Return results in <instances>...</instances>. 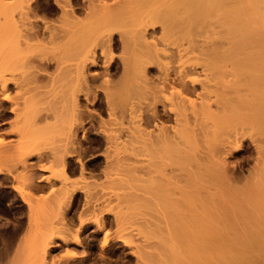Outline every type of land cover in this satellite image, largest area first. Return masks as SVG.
<instances>
[{
	"label": "bare ground",
	"instance_id": "bare-ground-1",
	"mask_svg": "<svg viewBox=\"0 0 264 264\" xmlns=\"http://www.w3.org/2000/svg\"><path fill=\"white\" fill-rule=\"evenodd\" d=\"M217 25L226 43H206ZM12 115L22 151L13 158L0 132V152L24 170H3L24 181L12 187L26 208L16 263L74 259L50 252L84 243L76 195L104 236L106 183L134 178L138 234L182 246L161 244L181 256L159 264H264V0H0V128ZM84 143L102 149L104 185ZM2 236L6 257L15 244Z\"/></svg>",
	"mask_w": 264,
	"mask_h": 264
},
{
	"label": "rangeland",
	"instance_id": "rangeland-1",
	"mask_svg": "<svg viewBox=\"0 0 264 264\" xmlns=\"http://www.w3.org/2000/svg\"><path fill=\"white\" fill-rule=\"evenodd\" d=\"M209 18V17H208ZM207 18V19H208ZM210 19V18H209ZM213 20H215V18L213 19L212 18V21ZM206 22H209V20H205ZM210 21H211V19H210ZM216 21H218V20H216ZM205 22V23H206ZM221 22V21H220ZM207 26H205V28H206ZM224 27H225V25H224ZM223 26H221L220 27V25H217V26H215V29H218V30H215V31H218V32H214V33H211V32H209V31H211V30H206L205 28H204V36H205V34H207L208 35V38H211V39H208L209 41H206V43L207 42H213V43H215V42H217V43H222V44H224V43H226V42H222L223 40L225 41L227 38H226V36L224 35L226 32H223L224 31V28ZM221 28V29H220ZM207 32V33H206ZM220 32H222V33H220ZM218 33V34H217ZM213 35H216V36H213ZM217 35H219V36H217ZM224 36H225V38H224ZM220 37V38H219ZM205 39V38H204ZM219 39H220V41H219ZM222 39V40H221ZM211 42V43H212ZM211 43H209V44H211ZM216 44V43H215ZM19 115H21V114H19ZM18 115H12V116H9V121H8V123L6 124V126L4 125V126H2L1 128H0V132L1 133H5V132H11V134H9V135H3V138L4 139H6L5 141L7 142V143H10L9 145H13L12 146V148H10L9 149V151L7 150V152L10 154V152H12L13 154L12 155H14L13 156V158H15L16 156H15V154L16 155H19V153L18 152H20V151H22V150H20L19 151V149H18V147H20L21 146V142L18 140V136H19V132H17V129H18V127H20V126H17V125H21L20 124V122H21V120L18 122V120L19 119H15L16 117H17ZM21 117V116H20ZM22 118V117H21ZM20 118V119H21ZM19 123H17V122ZM15 122L17 123L16 124V126H15ZM22 123V122H21ZM10 126V127H9ZM12 127V128H11ZM9 129H11V130H9ZM14 129V130H13ZM15 131H16V133H15ZM13 133V134H12ZM15 134H16V136H15ZM88 135V137H94L95 136V134L94 133H88L87 134ZM21 136V135H20ZM2 138V139H3ZM11 141H10V140ZM18 146V147H15V146ZM39 145V144H38ZM41 145V144H40ZM86 144L84 143L82 146H83V149L84 148H86V150L85 151H83L84 153H82L83 155L81 156V160L82 161H84L85 163H84V165H85V167L87 168V170L88 169H90V171H87V172H89V173H91L92 174V178L94 177V180H95V178H96V182L97 183H100V182H102L103 183V185L106 183V182H104V178H103V181H102V175H100V177H99V172L101 173V171H99L102 167V165H103V162H101V160H102V155H100V153H101V151H102V149H99V148H97L96 149V147H93L94 146V144H92L91 145V148H89L90 147V145L88 144V145H86V146H89V147H86L85 146ZM35 146V145H34ZM85 146V147H84ZM9 147H11V146H9ZM36 147V146H35ZM41 146H38V148H40ZM16 148V149H15ZM21 148H23V147H21ZM20 148V149H21ZM92 148H95V149H92ZM8 149V148H7ZM24 150V149H23ZM18 151V152H17ZM4 152H0V160H2V161H0V167L1 166H5V168L3 169L2 167H1V169H2V172H0V236H2L3 234H4V238L5 237H8L6 240H7V245H9V244H11V243H13V244H15L14 246L11 244V246H9L8 247V249L7 250H11L10 252L9 251H7L8 253H7V255H8V257H7V255H6V257H4V254H6V253H4L3 252V250L1 251V249H3L4 247L2 246V244H1V242L3 243V241H0V252H1V254H0V264H3L4 262H6L5 264H18V263H16L17 262V260H16V257H17V246H18V244H17V242H18V237H17V235H13L12 234V232L15 230V228H17L16 226H17V223L19 224L20 223V221H25L24 219L26 218L25 217V215H24V219H23V215L22 216H20L22 213L23 214H25V212H26V208H25V205L24 204H22L23 202H21V200H20V198L19 197H17V195H16V193H15V191L14 190H12V187H13V185H14V187H15V185H17L18 186V184L19 183H21L22 185H23V183H24V181H23V179H21V177H20V179L19 178H16V175L18 176L19 174H20V176H21V173H23L24 172V170L22 169V168H20V166H18L20 163H18L17 164V166H15V167H17L16 169H14V170H16V171H14V172H17V174L15 175L13 172V174H14V179L12 180V178H13V176H11V178H10V176H9V179H10V181H9V179H4V177H5V175H4V173H3V170L4 171H6L7 169H11L12 167L13 168H15L14 167V165L12 164V163H14L13 162V158H12V160L11 161H8V160H10L9 158H8V160L6 161V157H4V155H6V153L5 154H3ZM85 154V155H84ZM10 156V155H9ZM8 156V157H9ZM11 157V156H10ZM32 157V156H31ZM95 157V158H94ZM17 158V157H16ZM30 158V157H29ZM36 158V156H33L32 158H30V159H27V160H29V162H31V161H34V160H36L35 159ZM46 158V157H45ZM44 157H43V159L41 160L40 159V161H47L48 160V158H49V161L50 160H52V158L50 157V156H48V158H46L45 159ZM69 158V157H68ZM70 159V158H69ZM68 159V160H69ZM96 162H98V160L100 161V164L99 165H96V163H95V161ZM97 159V160H96ZM71 160V161H70ZM69 161V164L72 162V164L71 165H73V166H71V165H69L70 167V169H74V172H76V173H74L73 172V170H70L69 171V181L68 182H70V184L69 185H73V183H74V185L73 186H75V184H76V182L78 183L79 181H81V179L79 178L80 176H79V174H78V172H77V167H75V165H74V163L77 165V162H75L76 161V157L75 156H71V159H70ZM75 160V161H74ZM86 160V161H85ZM4 161V162H3ZM15 161V160H14ZM49 161H47V162H49ZM74 161V162H73ZM6 162V163H5ZM47 162H45V163H43L44 165H48V164H46ZM92 162L93 163H95V164H92ZM1 163H3V164H1ZM6 165H5V164ZM37 163H39V161L37 162ZM41 163V162H40ZM39 163V164H40ZM14 164H16V163H14ZM42 164V163H41ZM91 164L93 165V167L91 166ZM88 166L90 167L91 166V168H88ZM73 167V168H72ZM99 169H98V168ZM75 168H76V170H75ZM95 170L96 168V172H97V170H98V172L96 173L93 169ZM0 169V170H1ZM6 169V170H5ZM18 169L20 170V173H19V171H18ZM21 170H23V171H21ZM12 171V170H11ZM46 171V172H45ZM45 171H43V173L44 174H47V173H49L47 170H45ZM85 173L84 175L86 176V178H90L89 177V173ZM3 173V174H2ZM24 174V173H23ZM22 174V175H23ZM78 174V175H77ZM86 174H89L88 175V177H87V175ZM102 174V173H101ZM2 175H4V176H2ZM79 176V177H78ZM98 177H99V179H98ZM92 178H90V179H92ZM131 178H133V177H131ZM3 179H4V181H3ZM20 181H19V180ZM134 179V178H133ZM133 179H132V181L130 180V183L128 182V183H126V185L124 184V183H122V182H116V185H117V187L115 186V184H110V188H108V186H109V184L108 183H106V185H108V186H106V188L109 190V191H111V193L113 192L114 193V191H118L120 194H118V195H120V196H118V199L116 198V199H114L115 197L113 196V193H112V196H110V198H112V199H114L115 201H109V200H112V199H109L108 200V202H106V203H104V201H106L108 198H106L104 201H103V203L101 202H99L100 204H105V206L103 207V205H99V203H98V205H99V207L101 206L102 207V209H103V211L101 212L100 211V209L98 210V212H99V214L103 217V221H104V228H103V234H104V236L102 235V231L99 229H97V227H96V225H95V223L93 222L94 221V216L93 215H95V213L96 212H94V210H95V208L96 207H94V208H90V210L88 211V209L87 208H84L81 204L83 203L82 202V200H83V196L81 195V193H80V196H78V195H76V197L78 198V197H82V200L81 201H79L80 200V198H78L79 200L77 201V200H75L74 201V203L76 204L77 203V205L75 206V204L73 205L74 206V208H75V210H76V212L74 211V209H73V211L71 210V212H74V214H73V219H74V221H73V224H74V226H73V228H75L76 227V224L78 223V221H79V219H78V221H77V219H75V218H77L76 216H81L82 215V218L80 219V220H82L83 219V221H84V223L85 222H87V223H85L86 224V227L84 228V230L82 231V241L84 242L82 245H75L74 243H72V242H69L68 243V246L69 247H72V248H69L68 246H65V245H61V240L60 239H56L55 240V242H57V244L52 248V250H51V252H50V254L52 255V256H50L53 260H55V258L57 259V260H59L60 258L61 259H64V257H65V254L68 252H66V249H68V250H70V249H72V250H74V252H76V257L74 256V259H72L71 261L69 260V262L67 261L65 264H73V263H75V264H155L156 262H157V264H159L160 262H162L163 261V259L165 260L166 258H165V256H167V254L169 253V255L171 254V250H169L168 252H166V255H165V252H164V250L165 249H163V248H161L162 247V245L164 244H162L161 243V241H157V240H155L154 238H152L153 240H155V241H157V242H154L153 243V240L151 239V238H146V237H142V236H140V234H138L139 233V231H138V226L136 225V221H137V219H135V218H137L136 216V211H137V206L136 205H134V204H136V203H134V200L133 199H135V197L133 198L132 196H134V194L133 193H135L134 192V190H135V187H133V186H135L134 184L136 183L135 182V179H134V181H133ZM68 180V179H67ZM66 180V181H67ZM73 182H72V181ZM2 181V182H1ZM7 183H6V182ZM16 181V182H15ZM23 181V182H22ZM57 181H59V180H57ZM56 181V182H57ZM63 181V180H62ZM65 181V182H66ZM87 181H90V180H87ZM17 182H19L18 184H17ZM56 182H55V184H54V186H56V187H59V186H57V185H60L61 183L59 182V184H58V182H57V184H56ZM83 182V181H82ZM4 183V184H3ZM16 183V184H15ZM101 183V184H102ZM81 183H79L78 185H80ZM82 184H84V183H82ZM81 184V185H82ZM128 184V185H127ZM133 184V185H132ZM111 185L112 186H114L113 188L111 187ZM129 185H131L130 187L131 188H129L128 186ZM11 186V187H10ZM20 186V185H19ZM2 187H3V189H2ZM14 187H13V189H14ZM119 187V188H118ZM133 187V188H132ZM17 188H20V187H17ZM23 189H24V187H22ZM111 189H113V191L111 190ZM118 189V190H117ZM108 190H106V191H108ZM45 191H47V190H45ZM133 192V193H132ZM125 195H124V194ZM116 194H117V192H116ZM115 194V195H116ZM128 194L131 196V200L129 199V197H128ZM126 197V201H125V197ZM114 197V198H113ZM76 198V199H77ZM124 199V200H123ZM20 200V201H19ZM133 201V202H132ZM79 202V203H78ZM82 202V203H81ZM113 202H115L114 204H113ZM136 202V201H135ZM21 203V204H20ZM109 203V204H108ZM127 203L129 204L128 206H127ZM108 204V205H107ZM117 204V205H116ZM23 205H24V207H23ZM79 205V206H78ZM77 206H78V208H77ZM80 206H82V207H80ZM111 208H110V207ZM115 206V207H114ZM136 206V207H135ZM98 207V206H97ZM85 209V213H84V210L82 211V209ZM113 208V209H112ZM25 211H24V210ZM77 209L78 210H80V212L82 211V213H80L79 211H77ZM98 209V208H97ZM109 209H111V210H109ZM136 209V210H135ZM135 211V212H134ZM70 212V214L72 215V213ZM101 212V213H100ZM118 212V213H117ZM78 213H80L79 215H78ZM83 213H84V215H83ZM93 213V214H92ZM98 213H96V215H97ZM95 215V216H96ZM19 216V217H18ZM79 216V217H80ZM93 216V217H92ZM116 216V217H115ZM5 217V218H4ZM20 217L22 218V220H20V221H18V219H20ZM85 219V220H84ZM75 221H77V222H75ZM38 222V221H37ZM24 223V222H23ZM34 223H36V222H34ZM76 223V224H75ZM24 226H25V223L23 224ZM31 225H35V224H31ZM36 225H38V223L36 224ZM3 227V228H2ZM32 227V226H31ZM31 227H30V234L33 236V232L31 231ZM35 227V226H34ZM41 227H42V225L40 226L39 225V227H37V228H35L37 231H40V229H41ZM39 228V229H38ZM35 230V231H36ZM15 232V231H14ZM101 232V233H100ZM106 232V233H105ZM13 235L12 236V238H13V242H12V238L10 237L9 238V236L8 235ZM80 234V235H81ZM69 236V235H68ZM71 236V235H70ZM3 237V236H2ZM17 237V238H16ZM0 239H1V237H0ZM8 239H10V242L8 241ZM14 239H16V241L14 240ZM71 239V238H70ZM105 239V240H104ZM151 239V240H150ZM72 240V239H71ZM103 240L104 241H107V243L105 244V246L103 247V252H101V244H102V242H103ZM15 242V243H14ZM152 243V245L153 246H155L156 247V245L157 244H159V245H157V247H159V248H156L155 249V247H151L150 246V244ZM162 244V245H161ZM166 245H163L164 247L166 246H169V245H174V244H171V243H165ZM17 245V246H16ZM15 246H16V248H15ZM175 247L177 246V245H174ZM174 246H173V248H174ZM181 246V245H180ZM179 246V247H180ZM1 247H3V248H1ZM12 247V248H11ZM65 247V248H64ZM150 247V248H149ZM61 248V249H60ZM63 248V249H62ZM83 250H82V249ZM169 249H171L172 247H168ZM168 248H166L167 250H168ZM172 248V249H173ZM178 248V246L176 247V249ZM181 248H182V246L180 247V248H178L176 251H178L179 249L181 250ZM79 249V250H78ZM85 249V250H84ZM150 249V250H149ZM162 249H163V251H162ZM16 251V254H15V251ZM75 250H77V251H75ZM13 251V252H12ZM60 251V252H59ZM84 251V252H83ZM158 253H157V252ZM166 251V250H165ZM174 251H175V249H174ZM173 250H172V253L174 252ZM81 252H83V253H81ZM151 252H155L154 254L153 253H151ZM159 252H161V255L158 257V255L157 254H159ZM11 253V254H10ZM13 253V254H12ZM102 253V254H101ZM151 253V254H150ZM163 253H164V255H163ZM178 253H180V251H178ZM59 254H60V256H59ZM148 254V255H147ZM1 255L3 256V257H1ZM13 255H16V257H14ZM19 255V254H18ZM54 255V256H53ZM56 255H57V257H56ZM153 255V256H152ZM157 255V257H155ZM171 256V255H170ZM170 256H168L169 257V260L171 259V257L173 256H178L176 253L174 254V255H172L171 257ZM180 256H181V254H180ZM180 256H178L179 258H180ZM15 258V260L16 261H13L14 260V258ZM142 257H144V258H142ZM145 257H148V261H147V258H146V260H145ZM155 257V258H154ZM168 257H167V260H166V262L167 261H169L168 260ZM11 258H13V260L11 259ZM21 258V257H20ZM18 259V258H17ZM61 259H60V261H61ZM158 259L160 260L159 261V263H158ZM162 259V260H161ZM6 260V261H5ZM75 260V261H74ZM85 260V261H84ZM145 260V261H144ZM156 260V261H155ZM13 261V262H12ZM145 263H144V262ZM146 261H147V263H146ZM3 262V263H2ZM21 262V261H20ZM168 263V262H167ZM167 263H163V264H167ZM19 264H21V263H19ZM162 264V263H161Z\"/></svg>",
	"mask_w": 264,
	"mask_h": 264
},
{
	"label": "snow or ice",
	"instance_id": "snow-or-ice-1",
	"mask_svg": "<svg viewBox=\"0 0 264 264\" xmlns=\"http://www.w3.org/2000/svg\"><path fill=\"white\" fill-rule=\"evenodd\" d=\"M5 99H8V98L5 97ZM65 255H66V256H75L76 254H75V253H72V252H69V253H66Z\"/></svg>",
	"mask_w": 264,
	"mask_h": 264
},
{
	"label": "flooded vegetation",
	"instance_id": "flooded-vegetation-1",
	"mask_svg": "<svg viewBox=\"0 0 264 264\" xmlns=\"http://www.w3.org/2000/svg\"><path fill=\"white\" fill-rule=\"evenodd\" d=\"M87 147V146H86Z\"/></svg>",
	"mask_w": 264,
	"mask_h": 264
}]
</instances>
